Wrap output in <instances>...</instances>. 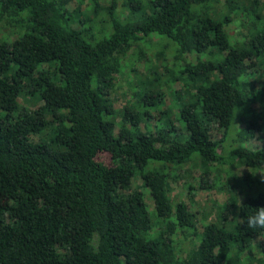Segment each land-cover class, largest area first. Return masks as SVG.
I'll list each match as a JSON object with an SVG mask.
<instances>
[{
    "label": "trees",
    "instance_id": "trees-1",
    "mask_svg": "<svg viewBox=\"0 0 264 264\" xmlns=\"http://www.w3.org/2000/svg\"><path fill=\"white\" fill-rule=\"evenodd\" d=\"M83 1L0 0V264H264V230L243 223L264 189L237 203L226 181L235 210L207 221L170 187L186 165L200 189L217 168L264 167L259 0H93L99 34ZM234 19L251 25L232 40ZM153 41L173 71L146 57L134 102L116 108V76Z\"/></svg>",
    "mask_w": 264,
    "mask_h": 264
},
{
    "label": "rangeland",
    "instance_id": "rangeland-1",
    "mask_svg": "<svg viewBox=\"0 0 264 264\" xmlns=\"http://www.w3.org/2000/svg\"><path fill=\"white\" fill-rule=\"evenodd\" d=\"M98 1L101 6L109 5V0ZM258 2H260L261 7H263L262 12H264V6H262L264 0H259ZM83 5L86 6L87 15L92 16L91 25L93 27V32L95 34L101 33V30L107 27L102 26H105L108 22L103 19V16L101 17L94 14L93 0H84ZM71 6H74V3H72ZM244 22L246 26H242L240 21H237L236 19H234L233 22L229 24L228 32L230 31V35H232L233 37L232 40L238 39V35H245L247 31V26L249 27L251 23L247 19H245ZM3 34L7 36L8 31H6L5 29ZM146 52L147 53L145 58L139 60L130 58V60L126 62L127 67H125L124 70H122L121 73L116 76V83L112 92V95L115 99L114 106L116 108L119 109L122 108L124 105H128V103L134 102L135 97L133 96V86L136 84H140L139 76H136V72L138 74H145L147 72L145 70L147 65H149V62L147 61L146 57L149 58L150 62H157V59H159L157 64L158 70L161 72V74L167 75L169 71H173L174 66L176 64V60L173 58V50L167 47L165 48L163 42L161 43V41H153L152 44L146 47ZM128 63L130 65H128ZM129 66H133L136 71L129 70ZM162 77L164 78L165 76ZM162 81L163 82L161 83L160 88L162 89V91L167 92L168 89L166 83L164 82V80ZM171 87L175 89L178 88V82L173 83ZM29 98L30 96H27L26 100L25 98L21 97L19 102L21 104L28 105L30 108H34L39 104L28 102ZM243 126L244 123H241L237 120L234 122L232 128L228 133V138H226L227 140L224 141V143H222V145L218 147L219 153H226V150L227 148H229L228 146L231 144V141L234 137H236V132L240 130ZM247 141H249V139H247L246 142L244 141L243 144H246ZM249 143H251L252 146H256L258 144V140L255 137H251ZM226 168L227 174L225 173L224 169L220 167L215 170L214 176L211 177V181H214L216 183L215 188L212 186L211 188L200 189L193 182L194 180H192V177L198 176V170L196 171L190 165H186L184 166L183 171L179 172L180 177L177 182H171V193H173L174 197L182 199L184 202H186L189 209L195 213L197 219L203 218L205 214L207 217V221L214 220L218 214H220L223 210L226 209L225 207H227L228 217L229 212L233 213L235 209L231 201L229 200V192H227L226 194L222 191H219V186L224 185L226 181L230 183L232 182L231 184L235 186V197L237 200L236 202L240 203L248 194H250V192H255L258 189H264V180L261 179L260 174L264 173V167L257 168L254 171L253 169L244 165H235L234 167H232L231 170L229 169V166H227ZM240 176H244V178L246 177V181L244 183L238 179ZM189 184L193 185L194 187L193 190L191 189V191L188 190ZM148 203L152 206L150 199L148 200ZM261 244L264 245V239H262ZM175 248L176 253L179 256H182L186 251L187 244L183 240L176 238ZM263 255L264 251H262L261 249L256 254V256L258 257H262Z\"/></svg>",
    "mask_w": 264,
    "mask_h": 264
},
{
    "label": "clouds",
    "instance_id": "clouds-1",
    "mask_svg": "<svg viewBox=\"0 0 264 264\" xmlns=\"http://www.w3.org/2000/svg\"><path fill=\"white\" fill-rule=\"evenodd\" d=\"M261 174V179L264 180V173ZM243 223H246L247 229H251L253 231L256 230H264V205H259L257 207V211L249 215L247 220ZM257 237H260L261 239H264V236H262L261 232H256Z\"/></svg>",
    "mask_w": 264,
    "mask_h": 264
}]
</instances>
